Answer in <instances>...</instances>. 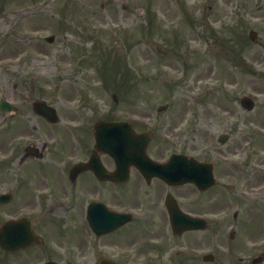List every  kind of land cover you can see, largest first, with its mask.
Here are the masks:
<instances>
[{
    "label": "rangeland",
    "instance_id": "374dc122",
    "mask_svg": "<svg viewBox=\"0 0 264 264\" xmlns=\"http://www.w3.org/2000/svg\"><path fill=\"white\" fill-rule=\"evenodd\" d=\"M224 2L227 3L223 6L214 4V11L209 13L207 4L203 7L191 6V0H151L147 1V4L146 0H0V8L3 9L0 14V63H20L17 69L0 67V97L15 101L18 105L28 97L31 100L43 99L61 113L59 119L62 126H57L55 130L45 125L41 127L42 135L57 140L56 144L61 145V157H55L51 152L49 156H44V162L52 163L50 159L60 162L63 157L81 156L79 151L89 150L92 146L94 120L106 117L129 120L132 116L144 119L154 126L153 131L157 133L158 138L156 137L149 148L152 156L163 158L177 151L200 160H216L214 171L219 180L218 186L205 194L201 203L198 198L193 197L197 207L190 210L225 216L228 222L219 228L218 234L211 230L190 234L184 239L190 248L196 250L216 249L215 260L205 264H232V260L223 255H226L228 246H231L229 237L232 227L236 224L231 217L232 212L237 209V201L234 199H239L234 195L235 190H249L250 193L254 190H264V187H261L264 185L261 183L264 179L257 177L252 180L244 173L245 167H235L236 162H241L250 155H262L254 161L264 163V10L258 7L255 9L253 4H250L251 13H246L245 20L240 18L241 22L234 31H226V28L233 25L232 15L227 11L233 4L229 0H223ZM171 4L173 8L167 12ZM143 5L153 6L151 12L156 13L158 17L154 20V26L147 28V32L143 27L144 23L138 21V15L134 18L133 12V9ZM177 5L180 9H177ZM255 6H258V3H255ZM157 9L161 12L160 15L157 14ZM137 13H140V10ZM200 17L205 21L201 22ZM123 27L127 28L125 33L123 32L125 37H122ZM249 27L258 32L257 40L252 43L246 34ZM213 31L217 32V40L211 38ZM143 33H146L147 45L141 41L130 45V49L125 46L127 43L134 44V36L143 37ZM50 35L54 36V41L46 43L44 39ZM232 39L234 41H231ZM205 40H209L211 44L208 45ZM192 44L201 49L202 54L191 51V55L185 59L184 68L193 63H197L196 66H190L181 83L166 81L179 77L185 71L180 60L184 57L180 56L179 49L182 45ZM114 49L119 50L115 53L117 57L114 55ZM86 53H91V57L82 62V56ZM162 54L169 55L164 57ZM103 57L107 64L102 61ZM126 58L131 60L130 66L126 63ZM242 58V61H245L243 65L239 61ZM122 61L125 62L124 65ZM157 64L164 66L155 70L154 66ZM65 65H70L71 71L64 69ZM77 69H81V78H73ZM116 71L125 75L131 73L132 76H127L124 80L122 76V87L129 85L130 89H121L120 95L113 101L112 96L101 87V81L110 82ZM109 72H112V75L106 77ZM154 73H158L160 79L156 80ZM126 80L131 83L134 80L137 83L132 86L131 83L127 84ZM58 82L60 85L57 86ZM167 85L172 89H168ZM206 87L214 89L207 92ZM242 96L254 100L255 105L251 111L246 112L240 106L239 100ZM165 103L167 108L157 112V108ZM67 120H70L69 123L80 125L81 129L68 132L63 126ZM41 132L39 130V134ZM4 133L6 134L0 141V151L6 150V140L13 137L8 132ZM225 133L229 134V139L219 146L217 137ZM28 134L38 136L36 132ZM219 156L233 160L231 165L234 168L221 164L217 159ZM46 167L44 171L48 173L51 166ZM58 172L56 169L54 176L50 174L52 178L48 177V182L44 180L43 174L34 181V173L30 170L27 177L32 179L31 185L22 181L14 203L8 207H0L2 223L4 218L19 213L22 210L20 207L27 209L41 206L45 217L40 230L48 255H43L38 248L28 250L27 254H20V258L0 253V264H39L46 258L59 262L70 261L74 264H93L99 256L95 255L96 252L91 255L89 243L83 242L81 234L75 235L74 232L78 230L75 224L70 222L67 230L61 232L64 220L62 214L65 209L53 210L52 205L58 207L54 201L34 200L37 189H54L58 186V180L61 188L65 190V195L69 194L70 185L62 178L66 172L62 173L63 175ZM12 176L0 169V187L11 183ZM86 182L91 188L95 187L98 194L107 198L125 199L130 196L132 200L128 201H135L136 197L132 195L134 193L127 195L124 190H118L116 194L114 189L105 187L106 185H97L93 180ZM83 187L81 185L78 192L79 200L84 197ZM56 188L61 194L60 188ZM162 195L163 193L158 195L156 202L163 198ZM152 196L149 194L150 199L145 197L148 201H142L145 207H149L147 204L152 200ZM238 204L239 209L243 211L238 223L243 227L254 219L244 210L240 201ZM80 211L79 208V219ZM253 212L264 218V202L256 205ZM51 220L56 221L52 223ZM159 220L154 227L130 228L133 229L130 234H135L132 242L125 240L129 236L122 233L117 235L116 242L108 238L102 239L100 250L107 252L109 249L113 254L109 255L112 258L118 261L123 259L125 264H136L141 256L153 252L150 250V238L159 240L161 236H165L162 232L165 219L162 217V221ZM253 226L254 224H251V227ZM156 227H159L161 232L157 231ZM255 231L256 229L251 232ZM260 234L251 236H264V232ZM165 237L166 239L159 240L162 249L182 243ZM124 248H130L132 255H120ZM28 255L31 258L26 261L25 257ZM191 264L203 263L191 261Z\"/></svg>",
    "mask_w": 264,
    "mask_h": 264
},
{
    "label": "flooded vegetation",
    "instance_id": "af4514ba",
    "mask_svg": "<svg viewBox=\"0 0 264 264\" xmlns=\"http://www.w3.org/2000/svg\"><path fill=\"white\" fill-rule=\"evenodd\" d=\"M75 184H76V183H75ZM75 184H74V185H75ZM84 187H86V185H85Z\"/></svg>",
    "mask_w": 264,
    "mask_h": 264
},
{
    "label": "water",
    "instance_id": "95a60500",
    "mask_svg": "<svg viewBox=\"0 0 264 264\" xmlns=\"http://www.w3.org/2000/svg\"><path fill=\"white\" fill-rule=\"evenodd\" d=\"M115 127H113L112 129H114Z\"/></svg>",
    "mask_w": 264,
    "mask_h": 264
}]
</instances>
